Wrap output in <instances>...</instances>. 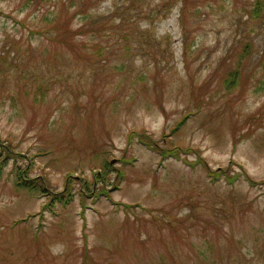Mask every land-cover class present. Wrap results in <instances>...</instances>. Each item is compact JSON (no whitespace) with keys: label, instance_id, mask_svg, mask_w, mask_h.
Masks as SVG:
<instances>
[{"label":"rangeland","instance_id":"obj_1","mask_svg":"<svg viewBox=\"0 0 264 264\" xmlns=\"http://www.w3.org/2000/svg\"><path fill=\"white\" fill-rule=\"evenodd\" d=\"M1 147L0 264H264V0H0Z\"/></svg>","mask_w":264,"mask_h":264},{"label":"trees","instance_id":"obj_2","mask_svg":"<svg viewBox=\"0 0 264 264\" xmlns=\"http://www.w3.org/2000/svg\"><path fill=\"white\" fill-rule=\"evenodd\" d=\"M261 3L260 2H256L255 3V7H254V13H257L260 9ZM87 11L84 9H81L79 12H76L75 14L73 13V15H70L69 17H65V20L63 21V23H61V20L63 18V14L61 12V10L58 11V13L56 11H54L52 13V19H51V24H52V30L53 32L55 31V33L52 35L51 40L53 42H57L62 44L64 47H66L68 50H73V47L70 43H68L67 41V36L70 35V28L68 27V23L67 20H72L74 18V16H76L77 14H82V13H86ZM61 25V26H60ZM77 31L74 30L72 34V36H74ZM237 70L236 68L231 69L228 74L223 78L222 82L224 83L225 87L229 88L232 84H234L235 80L237 79ZM134 138H136V142H141L143 143L146 147L152 149V150H156L158 153L160 154H164L167 152H170L172 156H180L182 151L179 150V147H172L170 149H163L160 148L158 146V144L152 139V137L148 134H146L145 132H137V131H130L128 133V145H131L134 142ZM2 151V153H0V170L6 165L8 164V160L9 158H15V156L10 153L7 152L8 149L6 147H1L0 149ZM4 152V154H3ZM189 153V152H187ZM16 159V158H15ZM123 159V158H122ZM200 157H197V161L199 162ZM14 161V160H13ZM17 163V162H15ZM204 166H206V163H204ZM105 168V172L104 170L100 173V175L96 176L95 179H102V181H104L105 179V175L108 174L109 172H111L112 170H115V174L118 177L123 176L124 171L123 168H119V169H114L111 166H108L107 162H105L104 166ZM16 168V169H15ZM14 168V172L16 173V176L18 177L19 180H16V185L20 186V187H25V188H30V189H39L40 192L39 194L42 196L47 197L48 201L46 202V204L43 205L42 207V212L45 210H50V211H55V204L57 203H64L67 204L69 203L71 200H73V193L71 191L72 186L69 185L68 187H66V189L62 192H52L51 190H46L44 189V186H42V184L40 183L39 179L36 178H26L24 176V174L22 173V170H20V166H15ZM208 174L211 175H221L222 173L220 171H208ZM69 179V176H68ZM245 179L249 182V184L251 185H256L257 181H254L253 179H251L249 177V175H245ZM117 184V179L116 181L113 182V185ZM97 191H101V192H107L106 188L104 186L99 187V189ZM79 195L81 197V203L84 204L83 200L85 198V194L82 191H79ZM119 205H122L123 207L129 209V208H134V204L131 205L129 204L128 207H126L127 203H118ZM21 220L14 222V224H18ZM36 232V231H35ZM98 263V262H97ZM84 264H87L86 262H84Z\"/></svg>","mask_w":264,"mask_h":264}]
</instances>
